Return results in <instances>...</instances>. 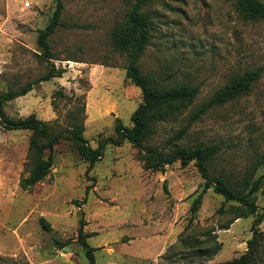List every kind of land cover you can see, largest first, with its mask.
Segmentation results:
<instances>
[{"label":"rangeland","instance_id":"374dc122","mask_svg":"<svg viewBox=\"0 0 264 264\" xmlns=\"http://www.w3.org/2000/svg\"><path fill=\"white\" fill-rule=\"evenodd\" d=\"M61 1V25L48 41L61 77L7 102L4 113L15 120L34 114L57 131L83 118V137L95 149L117 137L118 122L131 128L142 102L140 89L125 77L124 57L111 46L128 6L122 0ZM54 10L53 0H0V93L47 72L37 39ZM145 12L153 27L139 62L142 73L170 87H199L179 120L158 125L146 145L161 147L232 77L261 69L248 94L209 109L182 144L216 149L211 176L238 186L260 163L253 180L264 177V21L243 19L235 0H150ZM30 135L0 125V264H88L76 240L81 220L95 264H222L245 252L258 216L264 233V179L256 215L240 217L238 203L210 188L186 229L192 201L204 188L195 164L146 171L126 141L104 145L86 173L87 162L62 140L54 146L48 177L24 191ZM40 218L51 231L42 229ZM56 240L68 244L60 249ZM257 264H264V250Z\"/></svg>","mask_w":264,"mask_h":264},{"label":"trees","instance_id":"16d2710c","mask_svg":"<svg viewBox=\"0 0 264 264\" xmlns=\"http://www.w3.org/2000/svg\"><path fill=\"white\" fill-rule=\"evenodd\" d=\"M55 10L46 27L38 32L37 44L47 62V72L34 82H29L16 90L9 89L0 93V125L7 130H26L31 133L29 138L28 159L29 170L20 181V188L30 191L36 184L44 181L53 166L54 146L60 141L73 143L77 154L87 162L86 173H89L100 160L104 145L111 143L121 146L125 141L135 147L146 171L164 172L165 168L179 163L182 168L194 163L204 180L203 190L192 201L190 218L186 229L192 224L195 214L199 211L202 198L207 189L222 196L225 202H235L243 211L240 217L256 215V193L259 191L264 177L253 180V174L260 167L255 165L250 173H246L242 183L236 186L222 176H211L210 166L215 159L216 149L199 145H184L182 139L187 135L191 125L199 120L209 109L223 106L248 94L260 79L262 70L245 72L232 77L223 87L218 89L206 102L197 107L188 117L187 124L169 138L164 145H146L154 135L156 127L163 123L177 122L179 117L189 108L199 94L196 85L182 84L176 87L164 85L162 80L153 74H143L139 65L145 49L152 38L153 23L145 12L150 0H122L128 6L123 22L118 24L111 33V46L125 59V77L141 91L142 102L131 115L132 127L127 128L121 123L115 127L117 137L103 141L97 148H91L83 137V118L73 120L67 130H55L51 125L40 121L34 114L22 119H11L4 113L7 102L13 101L29 93L35 85L61 77L62 71L52 63L54 54L49 46V38L61 25L60 16L63 12L61 0H53ZM236 8L241 17L248 21H264V4L260 0H235ZM81 111H84L81 107ZM239 218V217H237ZM262 216H258L250 229L251 239L246 242V250L238 258L222 264H257L260 253L264 250V233L259 229ZM43 230L51 231L50 225L39 219ZM81 220L77 231V242L81 246L88 264H95V249L87 243L89 237L83 230ZM58 248L67 246L68 242L55 241ZM209 256L215 255L208 252ZM0 261L3 259L0 257Z\"/></svg>","mask_w":264,"mask_h":264},{"label":"built area","instance_id":"2783aa9c","mask_svg":"<svg viewBox=\"0 0 264 264\" xmlns=\"http://www.w3.org/2000/svg\"><path fill=\"white\" fill-rule=\"evenodd\" d=\"M25 6H26V7H28V6H29V3H28V2H26V3H25Z\"/></svg>","mask_w":264,"mask_h":264}]
</instances>
